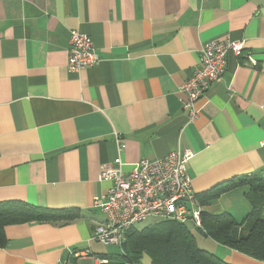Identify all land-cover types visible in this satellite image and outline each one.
Here are the masks:
<instances>
[{
  "label": "crops",
  "instance_id": "crops-1",
  "mask_svg": "<svg viewBox=\"0 0 264 264\" xmlns=\"http://www.w3.org/2000/svg\"><path fill=\"white\" fill-rule=\"evenodd\" d=\"M72 31L92 37L98 65L69 71ZM227 39L244 53L229 56L192 121L180 88L201 47ZM184 150L202 213L236 219L252 206L247 184L202 195L264 177V0H0V203L80 214L7 226L0 264H107L91 240L104 220L94 202L111 185L100 173L118 157L128 174Z\"/></svg>",
  "mask_w": 264,
  "mask_h": 264
},
{
  "label": "built area",
  "instance_id": "built-area-1",
  "mask_svg": "<svg viewBox=\"0 0 264 264\" xmlns=\"http://www.w3.org/2000/svg\"><path fill=\"white\" fill-rule=\"evenodd\" d=\"M68 52L67 67L71 72L95 67L101 61L92 37L78 31L71 32ZM243 53L244 44L229 39L201 47L200 65L180 88L187 97L183 110L190 120L198 117V102L213 84L222 80L229 56L239 57ZM193 157L194 153L189 150L174 151L157 161L141 160L132 165L128 174L123 172L124 163L118 157L112 169L99 175L100 181L111 185L107 194L94 202L104 220L95 227L91 240L122 247L127 234L149 218L201 228L202 210L188 173V163ZM86 255L92 256V253L87 251ZM101 262L107 263V260Z\"/></svg>",
  "mask_w": 264,
  "mask_h": 264
},
{
  "label": "trees",
  "instance_id": "trees-1",
  "mask_svg": "<svg viewBox=\"0 0 264 264\" xmlns=\"http://www.w3.org/2000/svg\"><path fill=\"white\" fill-rule=\"evenodd\" d=\"M247 184L251 188L252 213L239 223L230 215L210 216L202 213V226L198 228L217 244L264 262V177H242L219 185L202 195L203 204L221 193ZM206 197H209L207 200ZM80 217L75 210L63 214L48 208L28 205L20 201L0 203V249L7 245L5 228L10 225L39 222H70ZM121 256H98L107 264H137L147 253L151 264H228L217 255L197 246L187 225L162 220L155 226L132 230L127 234ZM180 256V261H177Z\"/></svg>",
  "mask_w": 264,
  "mask_h": 264
},
{
  "label": "rangeland",
  "instance_id": "rangeland-1",
  "mask_svg": "<svg viewBox=\"0 0 264 264\" xmlns=\"http://www.w3.org/2000/svg\"><path fill=\"white\" fill-rule=\"evenodd\" d=\"M243 206L244 207H242V209L238 210V212L233 213L239 223H242L243 219L252 210V206L249 203V201H247V200L243 201ZM242 212H245V213L242 214ZM100 217H101V215H100ZM159 222H161V221H157L154 218H149V219L145 220L144 222L138 224L136 226V230H142L143 228L150 226V225L153 227L155 225H158ZM187 228L192 233V235L194 236L196 243H197V246L199 248L206 250L207 252H209L211 254L217 255L218 257L222 258L224 261L228 260L229 262H232V264H245V262H243L238 257H236L233 261H232V259H227L229 254H227L226 252H230L231 250H228L227 248H224L223 246L216 244V242L213 239L204 235L194 225L187 224ZM92 252L98 256H101V255L121 256V255H123L122 247L113 246V245H104V244L97 242V241H94L92 244ZM246 257L251 258L249 256H246ZM252 259H254V258H252ZM176 260L180 261V256H177ZM137 264H151V258L149 257V255L147 253H144L142 255V259H140V261Z\"/></svg>",
  "mask_w": 264,
  "mask_h": 264
}]
</instances>
